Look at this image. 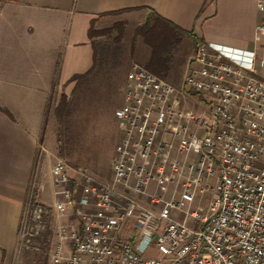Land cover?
Returning a JSON list of instances; mask_svg holds the SVG:
<instances>
[{"label": "built area", "instance_id": "1", "mask_svg": "<svg viewBox=\"0 0 264 264\" xmlns=\"http://www.w3.org/2000/svg\"><path fill=\"white\" fill-rule=\"evenodd\" d=\"M256 7L257 37L264 35V0ZM259 39L249 48L199 40L178 82L132 63L116 112L121 139L111 180L55 155L48 169L53 204L40 201L45 184L35 173L18 253H39L51 211L73 209L71 249L63 253L68 235L59 227L50 264H264ZM76 176L91 198L85 208L75 203Z\"/></svg>", "mask_w": 264, "mask_h": 264}, {"label": "crops", "instance_id": "2", "mask_svg": "<svg viewBox=\"0 0 264 264\" xmlns=\"http://www.w3.org/2000/svg\"><path fill=\"white\" fill-rule=\"evenodd\" d=\"M152 11L192 31L198 40L249 48L260 35L258 33L256 37L255 32V27L262 21L256 0H1L0 42L5 47L7 40H12L22 50H26L27 43L32 42L38 48L36 50H40L44 47V39L50 42L58 33L61 36L58 39L61 42L59 62L52 66L59 67L57 81L65 84L74 74L84 73L92 66V38L88 35L92 20L120 15L139 21ZM39 76L45 83L41 74ZM39 110L35 109V117L25 127L29 136L18 142V135L11 133L15 117L11 113L12 119L6 117L0 109V145L6 150L4 157L0 156V173L4 174L3 178L0 177V264H12L15 255L20 257L26 253H18V229L32 178L36 173V181L44 180V173L48 172L53 157L58 155L38 139L37 130L42 124L41 114L37 116ZM12 145L19 147L17 153H11ZM44 162L46 169L43 171ZM74 180L76 206L81 203L88 206L87 201L91 202V198L80 177L76 176ZM48 184L53 197L54 186L50 177ZM149 189H153V184ZM43 204L50 206L49 203ZM85 205L81 207L85 208ZM59 227L70 232L77 229L73 209L60 214L51 211L46 236L51 240L52 247L57 242ZM55 237L56 241H53ZM67 244L66 253L71 249L70 242ZM45 261L50 263V252Z\"/></svg>", "mask_w": 264, "mask_h": 264}, {"label": "rangeland", "instance_id": "3", "mask_svg": "<svg viewBox=\"0 0 264 264\" xmlns=\"http://www.w3.org/2000/svg\"><path fill=\"white\" fill-rule=\"evenodd\" d=\"M145 21L144 19L139 21L126 19L120 15L100 17L90 25L93 31L92 41L96 45H101L110 42L112 37L117 38L118 40H115L116 44L120 45L123 55L128 59V69L132 63L142 66L141 56L147 55L149 48L141 42L140 38L134 37L132 31L138 24ZM116 23L120 24L116 25ZM53 37L50 42L44 39V47L40 50H36L38 48L32 42L27 43L28 48L26 50L18 49V44L12 40H7L5 47H2L0 42V109L3 110L2 112L6 117L9 118L10 113L15 117V122L12 121L14 128L11 129V133L18 135V142H20V139L23 140L29 136L28 131L25 129L27 122L35 117V109H40L37 116L41 114L42 124L39 125L37 130L38 139L48 150L58 153L56 143L58 122L53 111L60 104L63 94L67 97L70 96L74 81L70 84L68 82L60 84L57 81L59 67L57 65L52 66V64L59 62L58 55L61 42L58 39H61V36L56 33ZM259 38L256 48L258 53L263 56L264 35H259ZM182 42L185 49L177 50V55L181 57L180 72L173 82H178L182 78L185 63L194 50L190 38H184ZM40 74L45 83L42 82ZM122 81L120 80L113 85L107 83L108 86L103 84L102 88L107 89L99 90L98 98L95 97L92 105L88 102L83 103L84 106L93 108L86 112V115H88L86 117L88 121L85 123L88 126L86 135L90 137L86 136L85 140H82L90 150L78 153L72 152V154L64 153L63 156H60L72 164L88 169V171H91L90 173L99 179L111 180L113 176L111 160L116 154L115 146L121 139V129L116 112L122 103L125 88V80L124 83ZM42 85H44V88H42ZM95 85L98 86L97 83ZM16 149H19V147L12 145L11 153L16 152ZM5 154L6 150L0 145V156L4 157ZM45 169L46 163L44 162L42 170ZM44 174L43 181H45L46 189L41 196V202L49 203L52 206L53 197L48 184L50 176L48 172ZM3 176L4 174L0 173V177L3 178ZM169 214L174 218L183 219L181 212L179 214L177 211L170 210ZM63 223H65V220H63ZM192 223L191 219L187 220L188 225L192 226ZM68 230H65L68 238L63 240V253L68 251L66 248L68 246L67 242H70V247L72 243L69 238L70 231ZM53 241H56V237ZM51 247V240L47 235L42 242L39 253L26 252L20 257L15 255L12 264H50L45 261V257L49 255Z\"/></svg>", "mask_w": 264, "mask_h": 264}, {"label": "trees", "instance_id": "4", "mask_svg": "<svg viewBox=\"0 0 264 264\" xmlns=\"http://www.w3.org/2000/svg\"><path fill=\"white\" fill-rule=\"evenodd\" d=\"M94 21L95 19L91 21V25ZM118 24L120 23H116V25ZM132 33L149 48L148 54L141 56L142 66L171 82L177 79L180 72L181 57L177 55V50L185 49L182 40L190 38L193 47L199 41L192 31L178 26L155 11L149 14L145 22L138 24ZM88 35L90 38L93 37L91 27L88 30ZM115 40L118 39L112 37L110 40L112 44L106 42L101 45H96L92 41V66L84 73L74 74L67 81H74L70 96L67 97L63 94L60 104L53 111L58 122L56 143L59 156H63L64 153L72 154V152L90 150L82 140L89 136L86 135L88 127L85 125L88 121L86 112L93 108L84 106L83 103L88 102L92 105L95 97L98 98L99 90L107 89L102 88L103 84L113 85L120 80H123L124 83L128 59L123 55L122 48L116 44ZM67 162L70 163V161Z\"/></svg>", "mask_w": 264, "mask_h": 264}, {"label": "water", "instance_id": "5", "mask_svg": "<svg viewBox=\"0 0 264 264\" xmlns=\"http://www.w3.org/2000/svg\"><path fill=\"white\" fill-rule=\"evenodd\" d=\"M149 16V12H147V14L145 15L144 21L148 18Z\"/></svg>", "mask_w": 264, "mask_h": 264}]
</instances>
